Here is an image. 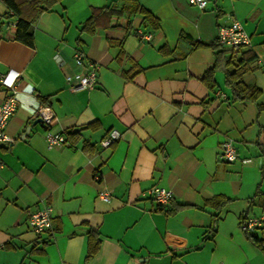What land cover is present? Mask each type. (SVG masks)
Returning <instances> with one entry per match:
<instances>
[{
    "label": "crops",
    "instance_id": "crops-1",
    "mask_svg": "<svg viewBox=\"0 0 264 264\" xmlns=\"http://www.w3.org/2000/svg\"><path fill=\"white\" fill-rule=\"evenodd\" d=\"M8 11L0 0V73L18 72L5 127L12 140L0 143V264H264L247 236L264 239V229L240 226L264 213V0H207L203 9L188 0H60L37 18L32 45L12 38ZM91 16L95 26L84 27ZM233 18L250 37L242 78L260 88L256 101L232 100L215 63L218 26ZM89 63L98 65L95 85L70 88L65 76ZM6 92L0 84V103ZM39 106L65 144L48 147L42 121L31 125ZM111 130L119 136L103 146ZM226 138L232 162L218 157ZM152 186L172 191L167 205L147 193ZM45 204L52 228L36 234L28 211ZM91 240L98 246L88 255Z\"/></svg>",
    "mask_w": 264,
    "mask_h": 264
},
{
    "label": "built area",
    "instance_id": "built-area-1",
    "mask_svg": "<svg viewBox=\"0 0 264 264\" xmlns=\"http://www.w3.org/2000/svg\"><path fill=\"white\" fill-rule=\"evenodd\" d=\"M188 2L196 7L203 9L207 0H188ZM216 42L223 48H237L239 46L250 45V37L245 32L242 24L237 19L233 18L229 23L218 26ZM74 62L77 65H84V55L76 51L73 54ZM57 61L60 63L61 60L58 58ZM90 67L87 72H74L65 76L66 82L70 88L82 89L92 88L96 82V71L98 68L97 64L89 63ZM18 76V72H7L0 73V84L6 89V95L0 103V143L5 141H11L12 138L5 132V127L12 113L17 107V99L15 95V81ZM35 116L40 117L41 121L46 128L44 136L48 147L60 146L67 142V138L63 133L51 131L49 129L50 124L53 120V113L47 106H39L35 111ZM119 136L118 131L111 130L102 140L103 146H109ZM218 157L225 162H232L236 159V148L230 138L224 139L220 143V149ZM3 161L0 157V166ZM94 179H100L98 173L94 174ZM147 193L152 196L160 206L164 207L169 203L172 198V191L162 186H152L147 190ZM98 197L104 201L110 199V194L107 190H100ZM27 223L31 231L36 234H41L45 231H49L52 228V207L49 204L43 205V207L28 211ZM241 228L246 231H254L256 229H264V213L258 215H245L240 221ZM3 244L0 243V248Z\"/></svg>",
    "mask_w": 264,
    "mask_h": 264
},
{
    "label": "trees",
    "instance_id": "trees-1",
    "mask_svg": "<svg viewBox=\"0 0 264 264\" xmlns=\"http://www.w3.org/2000/svg\"><path fill=\"white\" fill-rule=\"evenodd\" d=\"M60 0H4L8 7L7 17H14V32L12 38L19 40L27 45H32L34 40V25L39 15L52 7L53 4ZM138 10L144 13V17L149 19L155 26L158 25L157 19L143 7ZM98 16H91L84 24V27L93 28ZM198 44H196L197 46ZM214 49L215 63L224 66V82L230 88L232 100H250L256 101L261 95V90L255 84L247 83L243 80L242 75L249 67L250 60L254 55L250 50L242 49L244 46L237 48H223L217 42L211 44ZM222 60V61H221ZM206 84L213 87V78L207 72L204 75ZM261 108V106H260ZM227 199L219 202V206L223 205ZM91 236V235H90ZM248 238L259 248L264 250V239H260L257 235L247 233ZM98 246L97 241H90L88 255H92Z\"/></svg>",
    "mask_w": 264,
    "mask_h": 264
},
{
    "label": "water",
    "instance_id": "water-1",
    "mask_svg": "<svg viewBox=\"0 0 264 264\" xmlns=\"http://www.w3.org/2000/svg\"><path fill=\"white\" fill-rule=\"evenodd\" d=\"M39 121H41V118H40V117H36V118L32 121L31 125H34L35 123H37V122H39Z\"/></svg>",
    "mask_w": 264,
    "mask_h": 264
},
{
    "label": "rangeland",
    "instance_id": "rangeland-1",
    "mask_svg": "<svg viewBox=\"0 0 264 264\" xmlns=\"http://www.w3.org/2000/svg\"><path fill=\"white\" fill-rule=\"evenodd\" d=\"M258 233H264V232H262V231L258 230Z\"/></svg>",
    "mask_w": 264,
    "mask_h": 264
}]
</instances>
